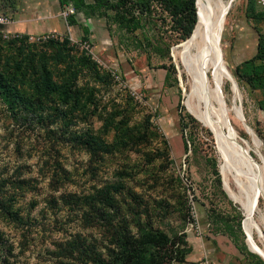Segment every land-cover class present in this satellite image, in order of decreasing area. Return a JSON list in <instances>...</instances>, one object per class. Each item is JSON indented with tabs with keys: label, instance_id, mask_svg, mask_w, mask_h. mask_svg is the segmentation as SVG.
Wrapping results in <instances>:
<instances>
[{
	"label": "rangeland",
	"instance_id": "374dc122",
	"mask_svg": "<svg viewBox=\"0 0 264 264\" xmlns=\"http://www.w3.org/2000/svg\"><path fill=\"white\" fill-rule=\"evenodd\" d=\"M83 2L75 10L57 0H0V71L23 58L10 40H24L38 58L52 52L47 41L65 38L71 55L103 75L93 81L83 70L77 85L92 88V104L67 121L55 95L33 90V77L19 86L22 101L0 93V198L16 214L0 213V264H98L117 238L144 232L168 238L156 264H264V110L262 94L241 77L261 69L249 59L264 32V0H215L216 65L202 119L187 97L197 51L183 45L197 23L175 42L176 26L156 2ZM251 13L262 15L255 27ZM50 69L56 80L62 66ZM178 103L199 124L194 141L180 135ZM222 104L231 131L218 117ZM125 126L134 138L119 135ZM220 135L237 145L232 162ZM239 180L247 215L232 199Z\"/></svg>",
	"mask_w": 264,
	"mask_h": 264
},
{
	"label": "trees",
	"instance_id": "16d2710c",
	"mask_svg": "<svg viewBox=\"0 0 264 264\" xmlns=\"http://www.w3.org/2000/svg\"><path fill=\"white\" fill-rule=\"evenodd\" d=\"M151 1L160 4L162 10L167 12L171 21L176 26L175 42L189 39L194 32L198 19L196 0ZM57 3L60 8L70 5L75 10L81 9L84 6L83 0H57ZM246 18L253 27L262 22V15L258 13L246 14ZM47 42L45 46L52 49V52L34 58V55H28L31 50H29V46L24 40L19 42L10 40L9 43L17 48V53L23 55V58L13 62L14 66L11 72L4 73L0 71V93L2 97L7 102L22 101L23 98L19 86L24 84V80L27 77H33L32 84L35 92L42 97L55 95L58 98L60 104L64 107L63 111L59 110L61 119L67 121L70 118L76 117V114H88L93 100V90L90 86H78L77 80L84 69L90 72L93 81H101L103 75L98 72L94 63L88 62L84 56L71 55V48L68 47L65 38L60 42L51 40ZM256 60L260 62L261 69L250 75L243 74L241 77L252 89L258 90L262 94L259 106L264 110V32L257 34L255 53L249 59V61ZM51 65L52 67L57 65L62 66L56 80H54L50 69ZM177 110L181 137H188L191 141H194L197 137L196 130L199 124L193 118L181 114L179 103L177 104ZM124 129H126L125 134ZM131 134V128L126 126L119 133L125 140L134 138ZM84 137L81 143L84 142L87 135ZM75 141L77 142V140ZM101 145L103 149L108 148L106 144ZM0 191L2 190L0 189ZM6 200V198H0V213L4 214L7 218L14 219L16 216L15 211L12 210V206ZM167 242L168 238L165 234L156 232H144L140 236L124 234L114 242L116 251L107 260L101 261L98 264H156L157 250L165 246Z\"/></svg>",
	"mask_w": 264,
	"mask_h": 264
},
{
	"label": "bare ground",
	"instance_id": "6f19581e",
	"mask_svg": "<svg viewBox=\"0 0 264 264\" xmlns=\"http://www.w3.org/2000/svg\"><path fill=\"white\" fill-rule=\"evenodd\" d=\"M196 2H197L196 8L198 9V0H196ZM215 4H216L215 0H200L199 1L198 21L196 24L195 32L189 41L183 43V45H190V46L191 44H193L197 51V60L193 62V64L191 65L192 78L189 84V91H188L187 97L189 99V105H190L191 110L200 119H202V117L199 114V107L201 103L206 102L209 105L211 104L210 90L206 82V75L212 69V67L216 65L215 31H214L215 18H216L215 9H214ZM219 91H220V86H219ZM222 110H223L222 111L223 116H226L227 118L226 108L223 104H222ZM193 117L196 118L195 116ZM218 117L223 122L224 118L221 116H218ZM240 121H241L242 126L246 128L242 122L241 115H240ZM248 129L250 130L249 127ZM228 130L231 131L230 128H228ZM220 141L222 143L224 161L228 160L229 162H232L230 159L231 157H230L229 151L238 152L236 143H234L233 141H230V142L225 141L222 138V135H220ZM226 155H227V158H226ZM245 167H247L248 169H251L252 167H256V166L253 164L247 163ZM256 168L259 169L260 167H256ZM225 177H226V173H225ZM239 182L240 180L238 181L237 192L235 195L232 196V199L239 203V205L242 207V209L246 212V215H247V209L249 206V202L246 201L244 197L242 196L241 191H240ZM250 225H253L255 227L253 223H250ZM248 234H250V230ZM253 248L254 247L252 245V249ZM262 253L264 254V251H262Z\"/></svg>",
	"mask_w": 264,
	"mask_h": 264
},
{
	"label": "water",
	"instance_id": "95a60500",
	"mask_svg": "<svg viewBox=\"0 0 264 264\" xmlns=\"http://www.w3.org/2000/svg\"><path fill=\"white\" fill-rule=\"evenodd\" d=\"M233 82V85H234V87H235V83H234V81H232ZM236 88V87H235ZM217 92L218 93H220L219 92V89L217 88ZM238 112H239V114H240V110H239V108H238ZM243 122V121H242ZM224 124H225V126L227 127V128H229V125H228V121H227V118H226V116H224ZM243 124H244V126L246 127V128H248V126L243 122ZM263 163V162H262Z\"/></svg>",
	"mask_w": 264,
	"mask_h": 264
},
{
	"label": "built area",
	"instance_id": "2783aa9c",
	"mask_svg": "<svg viewBox=\"0 0 264 264\" xmlns=\"http://www.w3.org/2000/svg\"><path fill=\"white\" fill-rule=\"evenodd\" d=\"M67 13H68V14H72V13H73V12H72V9H68V10H67ZM82 48H85V47L82 46ZM85 49H86V48H85Z\"/></svg>",
	"mask_w": 264,
	"mask_h": 264
}]
</instances>
